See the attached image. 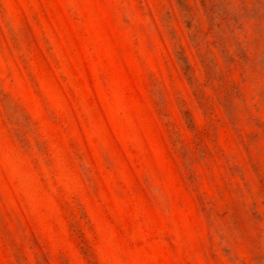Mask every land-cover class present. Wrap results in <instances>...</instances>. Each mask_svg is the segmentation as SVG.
I'll list each match as a JSON object with an SVG mask.
<instances>
[{"label":"rangeland","instance_id":"374dc122","mask_svg":"<svg viewBox=\"0 0 264 264\" xmlns=\"http://www.w3.org/2000/svg\"><path fill=\"white\" fill-rule=\"evenodd\" d=\"M0 264H264V0H0Z\"/></svg>","mask_w":264,"mask_h":264}]
</instances>
